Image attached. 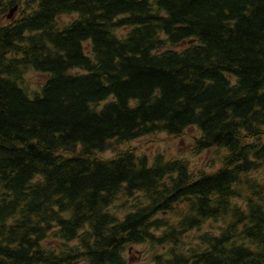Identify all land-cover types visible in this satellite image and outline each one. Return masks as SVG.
<instances>
[{
    "label": "trees",
    "instance_id": "16d2710c",
    "mask_svg": "<svg viewBox=\"0 0 264 264\" xmlns=\"http://www.w3.org/2000/svg\"><path fill=\"white\" fill-rule=\"evenodd\" d=\"M1 16L0 264H131L138 245L151 264H264V0ZM191 128L197 168L131 145Z\"/></svg>",
    "mask_w": 264,
    "mask_h": 264
},
{
    "label": "rangeland",
    "instance_id": "374dc122",
    "mask_svg": "<svg viewBox=\"0 0 264 264\" xmlns=\"http://www.w3.org/2000/svg\"><path fill=\"white\" fill-rule=\"evenodd\" d=\"M18 13L14 12L11 17L16 19ZM6 18V16L4 17ZM4 18L1 16L0 21H4ZM74 16H65L63 20L68 22L73 20ZM30 83L32 90L39 89V86L42 85L46 78L41 75L29 74L26 77ZM199 132L196 128H191L187 130L184 138L173 139L165 133L157 134L155 136H148L141 139H138L131 143L133 147L136 148L137 152L145 153L150 157H153L157 153H162L166 156L167 159L174 158H184L189 160L194 168L200 167L206 163V157L197 158L192 154L194 137H198ZM126 146L119 147V150H125ZM114 152L108 150L101 154L102 158H111L114 156ZM127 259L131 264H151V254L149 253L148 247L145 245H138L130 248L126 252Z\"/></svg>",
    "mask_w": 264,
    "mask_h": 264
},
{
    "label": "water",
    "instance_id": "95a60500",
    "mask_svg": "<svg viewBox=\"0 0 264 264\" xmlns=\"http://www.w3.org/2000/svg\"><path fill=\"white\" fill-rule=\"evenodd\" d=\"M17 8H18V6H16L13 10L10 11L11 15H12L14 12H16ZM11 15L8 16V19H12Z\"/></svg>",
    "mask_w": 264,
    "mask_h": 264
},
{
    "label": "bare ground",
    "instance_id": "6f19581e",
    "mask_svg": "<svg viewBox=\"0 0 264 264\" xmlns=\"http://www.w3.org/2000/svg\"><path fill=\"white\" fill-rule=\"evenodd\" d=\"M11 15V13H9V15L8 16H10Z\"/></svg>",
    "mask_w": 264,
    "mask_h": 264
}]
</instances>
